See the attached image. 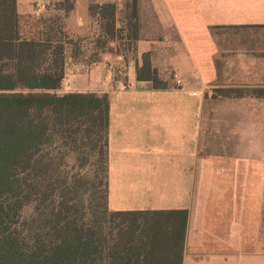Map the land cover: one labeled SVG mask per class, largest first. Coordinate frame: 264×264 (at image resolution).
Segmentation results:
<instances>
[{"label":"crops","instance_id":"1","mask_svg":"<svg viewBox=\"0 0 264 264\" xmlns=\"http://www.w3.org/2000/svg\"><path fill=\"white\" fill-rule=\"evenodd\" d=\"M15 1L19 41L46 42L44 32L24 35L37 15L54 13L56 27L66 31L47 41V62L40 68H65V77L67 68H113L106 59L115 53L128 70L127 88L119 81L113 88L107 79L103 86L110 102L108 210H188L183 264H264V251H256L264 250L257 242L264 145L239 143L241 131L255 138L257 120L264 123V96H214L218 89L264 90V0H148L159 31L146 37L127 31L120 38L105 28L90 32L105 25L101 11L108 5L116 8L118 27L119 0ZM4 6L0 0V15ZM137 10L141 24L143 0ZM96 37L107 40V47L99 49ZM55 49L63 58L59 67L53 64ZM145 55L166 89L137 79ZM1 66L14 68L9 59L0 60ZM71 86L87 91H67ZM90 88L86 79L67 80L64 91ZM221 135L231 141L219 144Z\"/></svg>","mask_w":264,"mask_h":264},{"label":"trees","instance_id":"2","mask_svg":"<svg viewBox=\"0 0 264 264\" xmlns=\"http://www.w3.org/2000/svg\"><path fill=\"white\" fill-rule=\"evenodd\" d=\"M15 2L5 0L0 15V60L9 59L14 65L0 68V264H183L188 210H108V94L60 93L65 68H40L47 62L44 55L52 37L43 43L19 41ZM104 8L111 9L114 26L115 6ZM133 10L137 15L136 5ZM54 55L53 64L61 66L60 49ZM137 79L151 81L156 89L167 88L147 55L142 68H137ZM253 93L264 96V90ZM77 120L92 123L105 138L103 218L111 223L108 231L97 216L88 222L72 217L74 207L64 192L54 207L41 210L37 205L35 214L21 219L32 194H41V201L47 196L48 188L39 189L45 170L39 152L48 134L70 133Z\"/></svg>","mask_w":264,"mask_h":264},{"label":"rangeland","instance_id":"3","mask_svg":"<svg viewBox=\"0 0 264 264\" xmlns=\"http://www.w3.org/2000/svg\"><path fill=\"white\" fill-rule=\"evenodd\" d=\"M141 1L139 0V2ZM117 2L121 7L117 23L118 27L115 29L112 25L113 20L111 21L110 18L111 9L104 8L101 11V17H107L105 25L96 24L90 32L97 33L100 30L102 31V28H105V31L111 37L115 38L117 36V38H120L127 31L133 33L142 32V36L144 37L152 34L155 35V32L159 31V26L157 21H155V13L150 9L148 0H143V15L140 17L143 19V23L141 24L138 21V13L135 15L133 12V6L136 5L137 8L138 0H119ZM56 16L54 13L51 17L45 18L42 15H37L34 21H31L30 27L25 30L24 35L37 36L41 35V32H44L43 35L48 38L59 35L66 36V31L62 28L63 26L61 28L56 27ZM46 19L49 22L47 27L44 28ZM121 19H125L126 21L121 22ZM107 44V40L96 37V46L99 49L107 47ZM113 46V48L119 49L118 42L114 43ZM96 59L101 60L102 58ZM106 62L112 64L113 68H67L66 80L63 81L62 89L59 92L67 93L64 91L67 87V80L75 81L79 84L83 79L91 82L92 88L88 92L105 93L103 86L106 79L112 82L113 88L117 86L115 85V81L121 83L120 87L122 89L127 88L126 86L129 81L128 70L127 68L120 67L123 59H118L114 53L112 57L106 59ZM173 77L172 75L170 82H173ZM72 90L86 89L71 86L67 91ZM241 90H246L245 94L253 93V89L230 88L218 89L214 96H237ZM230 108L231 106L224 108L223 112L229 111ZM256 124V137L254 138L251 135L252 132L250 130L241 131L240 144L247 146V141L252 142L255 140L257 145H264V123L257 120ZM69 132L63 136L57 132L53 135L48 134L47 143L39 152L43 167L45 168L44 173L40 177L39 189L42 191L48 188L47 196L45 200L41 201V194L40 196L32 194L30 197L31 203L26 205L21 211V219H27L35 214L37 205L41 210L54 207L59 200V194L64 192L69 204L74 207L72 217L82 222H88L92 217L97 216L107 227L108 231L111 223H107L109 219L103 218L105 212V157L102 155V148L105 145V138L103 134H98L97 128L93 127L92 123L84 122L83 120H77ZM217 139L219 144H227L231 141V138L222 135ZM234 140L235 137L233 138ZM48 164L51 165L48 166ZM46 166H48V169H46ZM257 242L264 243V207ZM256 251L263 253L264 250L258 246Z\"/></svg>","mask_w":264,"mask_h":264}]
</instances>
